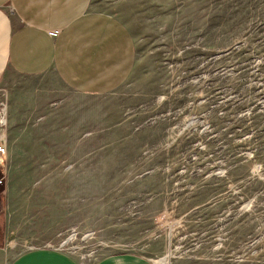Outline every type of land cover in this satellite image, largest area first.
<instances>
[{"label":"rangeland","instance_id":"obj_1","mask_svg":"<svg viewBox=\"0 0 264 264\" xmlns=\"http://www.w3.org/2000/svg\"><path fill=\"white\" fill-rule=\"evenodd\" d=\"M93 4L131 30L135 69L96 95L53 71L0 82V264H264V0Z\"/></svg>","mask_w":264,"mask_h":264},{"label":"crops","instance_id":"obj_2","mask_svg":"<svg viewBox=\"0 0 264 264\" xmlns=\"http://www.w3.org/2000/svg\"><path fill=\"white\" fill-rule=\"evenodd\" d=\"M137 47L127 24L93 0H0V82L10 75L53 71L81 94H104L132 75ZM158 264L113 255L91 264ZM11 264H82L52 249L36 248Z\"/></svg>","mask_w":264,"mask_h":264},{"label":"bare ground","instance_id":"obj_3","mask_svg":"<svg viewBox=\"0 0 264 264\" xmlns=\"http://www.w3.org/2000/svg\"><path fill=\"white\" fill-rule=\"evenodd\" d=\"M2 123H3V119H2V117H1V118H0V124H2ZM156 261H157L158 264H166V261H165V258H164V257L159 258V259H157Z\"/></svg>","mask_w":264,"mask_h":264},{"label":"built area","instance_id":"obj_4","mask_svg":"<svg viewBox=\"0 0 264 264\" xmlns=\"http://www.w3.org/2000/svg\"><path fill=\"white\" fill-rule=\"evenodd\" d=\"M6 147H5V143H3L2 141H0V154L5 152Z\"/></svg>","mask_w":264,"mask_h":264}]
</instances>
